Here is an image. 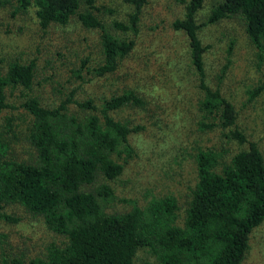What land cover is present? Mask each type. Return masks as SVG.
Here are the masks:
<instances>
[{
    "label": "trees",
    "instance_id": "trees-1",
    "mask_svg": "<svg viewBox=\"0 0 264 264\" xmlns=\"http://www.w3.org/2000/svg\"><path fill=\"white\" fill-rule=\"evenodd\" d=\"M3 1H15L16 10L35 7L42 28L51 23L64 25L73 16L85 27L99 28L104 61L94 68L98 75L114 72L133 49V39L112 33L93 12L95 0ZM129 1L135 6L130 19L135 31L139 12L148 0ZM203 2L187 0L183 17L171 25L187 36L190 61L204 89L199 108L205 118L217 119L206 126L230 128L227 135L243 143L246 136L235 126L232 104L203 81L206 47L195 21ZM225 18H240L250 41L264 50V0H216L202 25ZM112 25L123 31L129 28L120 21ZM34 72V60L0 64V112L8 107L6 89H30ZM261 89L259 86L252 94ZM71 95L54 108L43 106L34 96L23 103L33 116L27 139L34 158L16 160L0 133V205L21 207L66 240L39 256L13 255L0 258V264H135L138 250L144 248L154 255V264H243L250 233L264 221V155L254 141L227 161L222 159L225 151L199 150L198 179L191 189L183 225L176 223L178 206L173 196L151 201L145 209L134 206L108 213L103 205L113 192L105 182L97 183L98 179L113 180L120 175L119 146L129 147V133L141 127L130 128L128 121L114 119L109 112L125 106L144 108L145 100L135 90L125 89L105 99L100 109L90 98L73 101L80 108L98 110L101 121L95 113L69 115ZM6 125L11 126L10 118ZM2 217L16 220L7 213Z\"/></svg>",
    "mask_w": 264,
    "mask_h": 264
},
{
    "label": "rangeland",
    "instance_id": "rangeland-1",
    "mask_svg": "<svg viewBox=\"0 0 264 264\" xmlns=\"http://www.w3.org/2000/svg\"><path fill=\"white\" fill-rule=\"evenodd\" d=\"M186 1L148 0L139 12L134 31L130 27L135 12L132 2L95 0L93 12L105 27L134 40L130 54L114 72L98 75L94 68L104 61L99 28L83 26L76 16L64 25L51 23L42 28L35 7L16 10L15 1L0 0V64L5 66L12 60L35 62L31 88L8 87V107L0 112V133L11 155L18 161L35 156L27 139L33 116L23 106L30 96L54 108L72 94L67 104L69 115L95 113L101 118L98 110L80 108L73 101L90 98L100 109L105 99L133 89L145 100L144 108L125 106L109 112L114 119L128 121L130 128L141 127L129 133V147L119 146L116 156L122 165L120 175L113 180L98 179L97 183L105 182L113 192L104 210L121 212L134 206L145 209L151 201L173 196L178 206V225H183L191 189L198 179L196 155L200 149L225 151L222 159L227 161L231 154L254 141L264 155V50L250 41L240 18L202 25L216 2L204 0L195 15L198 37L206 47L203 81L232 104L235 126L247 140L239 143L227 135L230 128L207 127L217 119L210 115L205 118L199 108L204 89L190 61L187 36L171 25L183 17ZM114 21L129 28H114ZM259 86V93L252 94ZM6 118L11 119V126L6 125ZM2 213L16 220H7ZM0 234L1 259L39 256L66 240L41 219L8 204L0 205ZM145 263H155L154 255L146 248L138 250L135 258V264ZM243 264H264V221L250 233Z\"/></svg>",
    "mask_w": 264,
    "mask_h": 264
}]
</instances>
